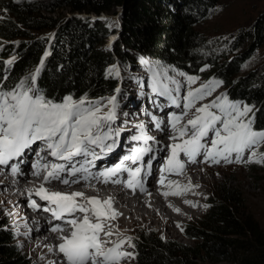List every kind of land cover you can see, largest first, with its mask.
I'll return each instance as SVG.
<instances>
[{"label": "trees", "instance_id": "16d2710c", "mask_svg": "<svg viewBox=\"0 0 264 264\" xmlns=\"http://www.w3.org/2000/svg\"><path fill=\"white\" fill-rule=\"evenodd\" d=\"M219 1L0 0V81L11 88L39 67L35 86L46 98L94 101L119 84L108 71L115 62L137 61L139 53L169 70L219 80L227 98L250 106L254 128L264 130V60H251L264 48V10L238 28L230 43L221 42L199 30ZM116 7L122 8L121 25L111 49L104 44L117 28L101 14H116ZM79 12L96 15L74 16ZM251 168L264 174V163ZM240 197L229 181L218 183L205 214L184 226L191 244L139 231L129 264H264V234L243 211ZM9 225L0 214V264H35Z\"/></svg>", "mask_w": 264, "mask_h": 264}, {"label": "snow or ice", "instance_id": "6c2138e0", "mask_svg": "<svg viewBox=\"0 0 264 264\" xmlns=\"http://www.w3.org/2000/svg\"><path fill=\"white\" fill-rule=\"evenodd\" d=\"M47 55L48 53H45V57ZM7 63L12 64L13 61L9 60ZM39 71L38 67L33 74L19 80L11 88H5L0 81V165L7 166L10 161L20 158L25 150L30 149L37 141L43 142L52 157L66 162L73 161L77 156H91L93 159H98L97 148L102 152H111L119 136V130H113L110 123L116 119V97L108 98L107 105L111 107L107 112L102 111L107 105L102 104L100 100H89L86 96L74 99L69 95L58 102L48 99L35 86ZM108 71L110 75L119 76L116 66ZM152 71L154 80L152 91L166 96L173 105L180 107L177 97L172 95L173 90L177 92L180 90L179 83L171 80L163 72L155 69ZM180 75L185 74L180 73ZM161 76L171 80L175 88L170 89L167 83L159 79ZM3 79L6 80L7 77ZM186 79L191 85L196 82L197 77L187 76ZM219 83L221 82L209 81L199 88H189L185 97V111L179 115L170 114L169 124L175 134L170 137L173 142L169 146L170 154L163 169L165 172L183 171L185 163L179 158L181 153L192 163L203 154L204 162L211 161L217 164L221 159L228 163L233 162L230 159L233 153L236 154V162H240L247 150L250 159L264 163V154H259L260 158L257 159V148L264 145V130L253 127V119L249 116L253 111L250 106L230 101L226 95H222L208 104L195 107L196 102L210 96ZM115 91L119 93L120 89L117 88ZM193 108H195L193 118L181 125L183 117ZM156 127L159 128V124ZM139 128L140 134L133 136V140L144 141L147 144L149 140L154 139L147 136L143 125ZM210 133V139H206L209 138ZM150 151L151 148L148 147L137 148L133 155L124 159L135 162L140 160L144 153ZM91 164L92 160H85L79 167L69 168L61 163L37 162L33 166L35 168L33 174L39 176L41 169H50L44 176L46 183L57 180L68 185L70 182L78 183L79 180L70 181L67 177L62 178L61 173L67 172L68 176H76L80 173L79 179L88 180L91 173L85 165ZM10 168L13 175L19 171L18 165L13 164ZM143 170L142 166L132 170L120 164L98 175L104 177V182L107 183L117 173L127 171L130 177L127 186L132 188L138 183L132 178L139 177ZM112 182L120 183L119 180ZM159 182L164 184V179ZM173 184L175 182H170L169 186ZM191 187V184L183 188L178 186L176 191L165 192L163 195H180L182 191H187ZM29 195L31 196L32 193ZM34 195L48 202L43 210L51 212L55 219L61 220L66 215L72 217L65 221L71 228L70 235L61 236L62 243L58 245V250L65 257L66 264H120L121 260L134 256V253L123 250L125 244H131L132 237H126L118 242L100 238L101 233L105 237L114 235L112 231H105V222L119 215L112 209L111 198L101 201L97 197H90L84 202H78L77 198L83 197L84 193L49 192L43 185L35 190ZM186 203L192 202L186 201ZM30 207L40 208V205L32 200ZM77 212L84 214L82 219L76 217ZM89 212L95 217V222L88 215ZM51 231L62 232L63 229L56 225Z\"/></svg>", "mask_w": 264, "mask_h": 264}, {"label": "bare ground", "instance_id": "6f19581e", "mask_svg": "<svg viewBox=\"0 0 264 264\" xmlns=\"http://www.w3.org/2000/svg\"><path fill=\"white\" fill-rule=\"evenodd\" d=\"M172 80L177 81L180 85V90L178 92L173 90V96L177 97V103L180 104V107L173 105L171 100L166 96L155 93L156 97L152 96V98L145 99L146 101L143 102L152 104L149 109H145L144 116H132V113L129 111L120 114V122L122 121V123L129 124L128 126L124 125L126 129L121 128L122 130H119V136L116 138V144L111 152H102L99 148L96 149V155L99 157L98 159H93L91 156H77L74 157L71 162L59 161L57 158L52 157L49 150L45 148L43 142L39 141L36 144H39L40 148L44 146L41 154L49 153V155L45 159V157L41 155L35 156L33 153L29 155L25 154L24 159L21 161V167L27 170L26 174H15L14 177L12 176L11 170H7L6 165H0V180L2 177H6L3 183H1L3 191L0 194L5 199L9 211L17 214V221L21 223L22 226H30L31 228L37 227V230L32 231L30 234H36L34 249L36 251L46 250L43 254V258L46 262L50 264H66L65 257L58 250V245L62 243L60 239L61 236L70 235L71 228L65 221L72 217L66 215L63 219L57 220L51 212L43 210L42 205L47 202L34 195L35 190L41 185L47 188L49 192L84 193L83 197L77 198L78 202H84L90 197H97L101 201L111 198L112 209L119 213V215H117L115 219L105 222V231H112L114 235L105 237L104 234L101 233L100 238L102 240L110 239L113 242H118L126 237H132L131 244H125L123 246V250L132 253L134 250V247H132V245H134V232L138 227L146 226L149 228H157L163 231V235L177 239L181 233L179 225L200 214V208L207 199L209 187L215 181L214 172L219 171L221 169L220 165L224 163H227L226 165L228 166L238 163L235 160V153L230 157L233 162L228 163L221 159L220 162L217 163L219 167H215L216 165L211 163V161L204 162L203 154L196 158L195 163H192L181 153L179 158L185 163V168L182 172H165L163 170L167 157L170 154L169 146L173 142L170 137L175 134L169 124L170 114L176 113L179 115L185 111L183 107L186 103V90L189 88H199L201 85H204L198 80L189 85L186 78H183V80L173 78ZM169 87L174 89L175 85L170 81ZM185 87L186 89H183ZM216 90L215 88L212 94L205 99L197 101L195 107L198 108L203 104H208L216 99V97L220 96ZM157 95L159 97H157ZM159 102H162L164 105L160 106ZM147 109L152 112L148 116L146 113ZM194 115L195 108L188 111V114L183 117L180 122L181 125L192 119ZM160 122H162V124H160ZM167 123L169 124L168 127ZM157 124H159V128L156 127ZM140 125H143L147 136L154 138L149 140L147 144H145L144 141H135L132 139L133 132L135 135L140 134ZM210 137L211 133L209 134V138L206 139H210ZM165 144L166 148L164 147ZM34 146H32L29 151H32ZM145 147L151 148V151L144 153L140 160L133 162L124 159L127 156L133 155L135 153V148ZM163 148L166 153L162 156L161 152ZM34 150H36V148ZM258 150L257 148V151ZM249 156L250 154L246 150L243 159L247 160L246 158H249ZM115 158H119V161L113 163ZM85 160H92L91 165H85L88 167L91 177L88 180H83L79 179L80 173H77L76 176H68L67 172L61 173L62 178H65V175H67L66 177L69 178L70 181L79 180L78 183L70 182L68 185H64L57 180L46 183L42 177L45 176L50 169L47 171L44 170L42 175L40 173V175L37 176L33 174L35 168L32 169L31 167V162L34 166L37 162L41 164H52L57 163V161L61 164H66L68 167H79ZM120 164L132 170L136 167H143L144 170L141 172L140 176L132 178L138 181L134 187L129 188L127 186V182L130 179L127 171L117 173L115 176L111 177L107 183L104 182V177L98 175ZM204 165H208V167L205 169ZM157 170L159 172L154 175L153 173ZM162 178L164 179V184L159 182ZM153 179L155 180L152 183L151 181H153ZM114 180H119L120 183H113L112 181ZM145 181L147 182L145 183ZM170 182H175V184L170 187ZM189 184H191L192 187L187 191H182L180 195H163L165 192L171 193L176 191L178 186L179 188H183ZM29 193H32V195L30 196ZM32 200H35L36 204L40 205V208L28 207V204L31 203ZM186 201H191L192 203H186ZM177 209H179V211H177ZM75 215L77 218L82 219L84 214L77 212ZM88 215L93 219V222H95L93 214L89 212ZM56 225H59L63 231H51V228ZM108 246L110 247L111 245ZM61 258L63 259L60 260ZM132 258L123 259L120 261V264L129 262Z\"/></svg>", "mask_w": 264, "mask_h": 264}, {"label": "rangeland", "instance_id": "374dc122", "mask_svg": "<svg viewBox=\"0 0 264 264\" xmlns=\"http://www.w3.org/2000/svg\"><path fill=\"white\" fill-rule=\"evenodd\" d=\"M121 9H122L121 7H116L115 8V10H117L116 14L115 13L101 14V17L103 19H108L109 26H113L117 28L115 30L116 32L110 34L107 37L106 42L112 37L111 35L115 37H118L119 35L118 32L120 31L119 28L121 25L119 21L120 20L119 14L121 12ZM263 10H264V0H220L213 14L206 21L200 24L199 30L202 31L209 38H213V39L215 38L218 41L230 43L232 40V36L236 32V30L242 26L249 25ZM60 12H65V11L60 10ZM86 15H89L92 18L96 14L95 13L85 14L79 12V13H75L74 16L85 17ZM108 16H110V18H108ZM49 34L50 33H47L46 35ZM104 45L109 48L108 43ZM136 55H137V61L131 63L115 62L114 64V66L118 68L119 73L122 74L119 78V84H118L119 85L118 87L120 89L119 94H117L116 91H114V93H112L111 95L102 96L96 99V100H100L102 104L107 105L108 98L113 96L116 97V104H117L116 119L110 122L111 128L113 130L121 131L122 130L121 128L126 129L125 126H128L129 124L124 122L122 123V121L120 122L121 119L120 114L127 113L129 111L132 113V116L139 115V117L140 116L142 117L144 116L143 114L145 112V109L146 108L149 109L150 105H152L151 103L149 104L143 103L146 101L145 99L152 98V96L156 97L155 93L152 91V85L154 83L152 69L163 72L164 75L170 77L171 80L173 78H178L180 80H183V78H186L187 76H193V77H197V80L201 84H208L209 81L220 82L219 80L207 79L201 76L189 75L186 73H184L185 74L184 76H181L180 73L183 72L177 71L176 69L169 70L167 67L157 63L153 58L146 57L142 54L138 53ZM251 60L253 61L254 65L258 63V60L260 61L264 60V48L259 50L256 53V55L251 58ZM248 66H250V64H248ZM250 68L253 67H249V69ZM112 75L116 77L114 74ZM159 79L163 80L164 83H167L169 87L171 80L164 79V76L159 77ZM183 89H186V87ZM216 89H217L216 92L220 96L222 95L227 96V90L224 88L222 83H219V86L216 87ZM185 92H187V90ZM172 95H174V91H172ZM157 97L159 96L157 95ZM159 105L163 106L164 104L162 102H159ZM241 105H245V104L241 103ZM110 107L111 105H107L106 107L102 108V111L107 112ZM148 109L146 112L147 116L152 113ZM249 116L251 117V113H249ZM160 124L162 123L160 122ZM168 126L169 124L167 123V127ZM132 134L133 136H136L134 132ZM107 143H112V141H107ZM164 147L166 148V144ZM258 149L259 150L257 151L258 153L257 159L260 158L259 154H264V145L259 146ZM135 150L136 148L134 149V151ZM165 153L166 151L163 148V151L161 152L162 156ZM246 159L247 160L243 159L238 163H234L232 164V166L226 165L227 163L220 165L221 169L217 172H214L215 181L209 187L207 199L204 202V205L200 208V214L198 216L190 218L188 221L181 223L179 225V230L181 233L177 239L163 235L164 233L162 230H159L157 228H149L146 226L136 228L134 232V238H137L139 231H146V232L154 231L161 238L175 240L183 244H191V241L184 236L183 233L184 226L191 221H195L201 218L205 214L208 207V198L210 196H213L217 184L222 181H229L231 184L235 185L237 189H239L241 193L240 198L242 201L241 207L243 208V211L247 215H250L252 217V220L255 221L259 226L261 233L264 234V174L262 172H258L253 168H251L253 166L258 168L261 166L262 163L255 162L254 160L250 159V156L249 158ZM117 161H119V158H115L113 163ZM214 165H216L215 167L218 166L217 164ZM207 167L208 165H204L205 169ZM7 170L10 171L11 169L7 168ZM22 170L25 172L24 174H26L27 170H25L24 168H22ZM43 171L44 169H41L40 172L41 175ZM158 172L159 171L157 170L153 174L156 175ZM12 176L15 177V175ZM66 176L67 175H65V177ZM5 178L6 177H2V179L0 180V193L3 191L2 190L3 188L1 187V183H3ZM42 178L44 179V176ZM154 180L155 179H153V181L151 182L153 183ZM146 182L147 181H145V183ZM47 205L48 202L44 203L42 206L44 208ZM29 206L30 203L28 204V207ZM0 214H1V218L5 220L10 219L9 226L11 227V229L15 230L17 235V242L21 245V247L24 250H27L28 253L32 255V257L35 259V264H50L46 262L43 258V254L45 253L46 250L36 251L34 249V241L36 239V234L35 233L33 234L35 236L30 234L32 233L31 231H33L32 228L30 226L24 227L22 226L21 223L17 221L18 220L17 214L15 212L9 211V208L6 205V201L1 194H0ZM134 250L132 253H134ZM62 259L63 258H61L60 260ZM133 260H134V256L129 262L122 264H129ZM197 264H236V263L230 261L212 262L207 260H197Z\"/></svg>", "mask_w": 264, "mask_h": 264}, {"label": "clouds", "instance_id": "9594fccd", "mask_svg": "<svg viewBox=\"0 0 264 264\" xmlns=\"http://www.w3.org/2000/svg\"><path fill=\"white\" fill-rule=\"evenodd\" d=\"M93 18H95V16H94ZM111 36H113V35H111ZM115 38H116V37H115ZM115 38L113 39V41L111 42V44H109V45H111V47H109V48H111V49H112V47H113V42H114ZM110 39H111V38H110ZM110 39H109V40H110ZM106 40H107V39H106ZM109 40H108L105 44L109 43V42H110ZM109 45H108V46H109ZM120 74H121V73H120ZM121 75H122V74H121ZM121 75H120V76H121ZM116 78L119 79L120 77H116ZM117 86H118V85H117ZM117 86H116V87H117ZM115 89H116V88H115ZM110 95H111V94H110ZM24 173H25V172L23 171V175H24ZM35 227H36V226H35ZM32 230H33V231H36L37 229L34 230V228H32ZM31 232H32V231H31Z\"/></svg>", "mask_w": 264, "mask_h": 264}, {"label": "water", "instance_id": "95a60500", "mask_svg": "<svg viewBox=\"0 0 264 264\" xmlns=\"http://www.w3.org/2000/svg\"><path fill=\"white\" fill-rule=\"evenodd\" d=\"M87 16V15H86ZM104 16V15H103Z\"/></svg>", "mask_w": 264, "mask_h": 264}]
</instances>
